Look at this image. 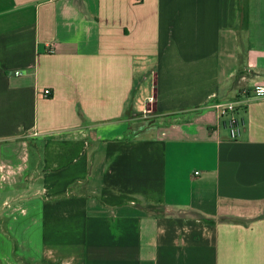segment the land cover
I'll return each mask as SVG.
<instances>
[{
	"label": "crops",
	"instance_id": "obj_1",
	"mask_svg": "<svg viewBox=\"0 0 264 264\" xmlns=\"http://www.w3.org/2000/svg\"><path fill=\"white\" fill-rule=\"evenodd\" d=\"M261 84L264 0H0V264H264Z\"/></svg>",
	"mask_w": 264,
	"mask_h": 264
},
{
	"label": "built area",
	"instance_id": "obj_2",
	"mask_svg": "<svg viewBox=\"0 0 264 264\" xmlns=\"http://www.w3.org/2000/svg\"><path fill=\"white\" fill-rule=\"evenodd\" d=\"M16 73H20L19 70L16 71ZM254 94L257 95V96H262L264 95V84H261V85H257L254 89ZM44 93L46 95H50L52 93V90L50 88H46L44 90ZM233 105L230 104L227 106L226 110L227 109H232ZM229 124H230V131H231V135L233 138H236L238 137V135L240 134V126H239V122L238 120L235 118V117H232L230 118L229 120ZM199 171H197L198 173Z\"/></svg>",
	"mask_w": 264,
	"mask_h": 264
},
{
	"label": "trees",
	"instance_id": "obj_3",
	"mask_svg": "<svg viewBox=\"0 0 264 264\" xmlns=\"http://www.w3.org/2000/svg\"><path fill=\"white\" fill-rule=\"evenodd\" d=\"M244 22L246 23L247 22V11H245V17H244Z\"/></svg>",
	"mask_w": 264,
	"mask_h": 264
}]
</instances>
